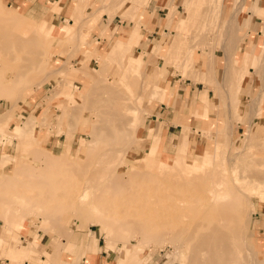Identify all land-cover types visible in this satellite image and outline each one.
Segmentation results:
<instances>
[{"label": "rangeland", "instance_id": "1", "mask_svg": "<svg viewBox=\"0 0 264 264\" xmlns=\"http://www.w3.org/2000/svg\"><path fill=\"white\" fill-rule=\"evenodd\" d=\"M48 1L0 0V20L2 14L12 19L21 16L23 21L10 28L12 35L17 34L19 43L0 42V102L14 109L28 98L35 105L33 111L28 108L25 116L17 114L14 119H10V112L7 116L6 112L2 113L0 133L12 132L14 124L28 122L31 115L36 117L35 135L33 131L31 138L28 135L25 138L28 140H23L25 149H18L20 140L9 136L7 143L12 145L11 152L4 146L0 159V228L2 224L9 231L8 239L12 240L10 246L5 240L0 253H5L12 262L17 260L15 264H52L49 256L41 252L63 246L61 260L55 264H78L80 257L88 253L87 243L91 239L98 242V252L103 254L99 264H194L193 247L200 239L199 234L214 225L229 236L238 264H264V131L260 137L252 134L251 127H255L257 119L250 121L252 114L261 115L264 84L259 81L254 93L245 98L231 84L237 75L230 67L233 62L244 65L252 54L254 65L245 66L243 79L254 72L260 80L264 76V0H215L218 8L210 6L211 0H185V3L175 0L172 4L181 3L178 9L174 5L176 15L171 19L169 7L164 20L170 32L158 38L145 35L153 0H126L131 10L129 17L122 15V9L117 7L112 19L102 14L97 29L82 39L73 36L62 44L57 37L63 33V24L55 31L49 15L57 1L51 5ZM193 3L197 10L192 23L195 38L190 29L180 31L183 24L190 28V9L186 6ZM196 3L205 7H197ZM98 4L99 0H90L87 10ZM214 7L221 12L215 26L210 14ZM11 18L5 17L0 25ZM42 21L48 24L42 27ZM232 26L236 30L235 42L234 36L227 40ZM119 37L131 45L129 54L122 59L123 64L129 67L135 56L142 61L144 70L137 83L129 79L130 71L119 69L116 58L99 55L98 50L111 47ZM32 38L36 40L31 42ZM165 42L176 44L177 49L157 83L171 89V83L179 78L183 84L189 80L198 87L211 88L209 96L205 86L198 91L192 105V113L203 117L206 135V142L196 145H201L203 152L195 160L194 148L188 149L190 153L184 149L185 156L179 158L178 152L165 142L160 123L153 120V108L161 101L170 103L173 94L169 90L157 91L156 84L148 88V83L145 84L149 76L145 68L149 63L158 72L163 70L160 67L165 57L160 51ZM242 43H245L243 59L233 60ZM60 54L66 58L61 59ZM206 54L208 58L203 64L210 68L203 67L201 75L195 74ZM18 68L20 73L12 75ZM10 77L17 81H9ZM213 77L215 85L204 80ZM32 87L31 91L20 93ZM208 102L210 115L214 117L208 116ZM102 117H108V122H103ZM183 119L185 115H180L175 121L184 122ZM96 125L101 128L91 131L96 140L92 150L84 155L78 149L84 139H90V128ZM183 126L184 138L177 142L179 151L190 132L188 121ZM258 126L264 130V123ZM146 129L151 130L147 136ZM47 132H50L48 136ZM53 142L57 145L53 146ZM161 142L165 153L162 158L157 155ZM43 146L63 164L66 159L74 160L77 169L72 174L75 175L63 179L60 176L63 166L59 162L47 166L39 158ZM5 153L18 154V164L10 161L4 165ZM137 155H142L138 164L134 162ZM99 158L103 162L99 174L105 175V181L95 182L86 201L75 202L84 192L86 181L91 182L94 174L90 170ZM44 166L53 176L39 180L36 189L35 175L43 174ZM82 167H86L83 173ZM221 179L224 183L219 185ZM31 189L41 192L29 203L25 200L32 198ZM45 191L52 193L46 199ZM216 191L227 194L222 198L225 201L212 199ZM18 195L24 202L16 198ZM232 201L233 205L229 204ZM6 207L11 209L7 212ZM137 222L142 224L137 226ZM90 229L92 235H89ZM192 231L196 234L189 238ZM218 257L216 262L225 264V258Z\"/></svg>", "mask_w": 264, "mask_h": 264}, {"label": "bare ground", "instance_id": "2", "mask_svg": "<svg viewBox=\"0 0 264 264\" xmlns=\"http://www.w3.org/2000/svg\"><path fill=\"white\" fill-rule=\"evenodd\" d=\"M89 1L90 0H70V3H69V16H70V20H72L71 22L68 20V19H66V21H65V23L63 24V26H62V31H63V33L61 34V35H58L59 37H57V35H56V37L58 38V43L59 44H62L63 42L65 43V41H67L69 38H71V37H73V36H75V37H77V39L78 38H80V39H82L83 37H85L88 33H89V31H91L92 29H97V21L101 18V15L102 14H108L109 16H110V18L112 19V17L114 16V14L116 13V8L117 7H119V9H122L121 10V14L122 15H124L125 17H129V15L131 14V10H130V7H128L127 6V4H126V0H99V4L95 7V8H91V10L90 11H88L87 10V6H88V3H89ZM136 1V0H135ZM259 1V0H258ZM60 2H61V0L58 2H56L55 4H53V6L50 8V10L51 9H54V10H59L60 9ZM138 2V1H137ZM136 2V3H137ZM258 4H259V2H258ZM264 4V3H263ZM135 5V4H134ZM133 6V5H132ZM262 6V5H261ZM261 6L260 5H258V7L259 8H261ZM169 7H171V15H172V17H171V19L176 15V7L174 6V4H172V2H171V4L169 5ZM137 8V7H136ZM258 9V8H257ZM133 10H135V9H133ZM138 10V9H137ZM134 13H135V11H134ZM148 13H151V11H148ZM136 14L137 13H135L134 15L136 16ZM223 14V13H222ZM7 15H8V13H7ZM141 15V14H140ZM139 15V16H140ZM149 17H150V14L148 15ZM2 14H1V20L0 21H2L3 19H5V17L7 18V19H9V18H11V16H9V17H7V16H5V17H3V19H2ZM130 17H134V16H130ZM186 18V17H185ZM171 19H169V20H171ZM23 21H22V17L21 16H15V18L13 17V19L11 18V20H6V21H4V22H1V25H0V42H6V41H8L9 43L10 42H12V43H19L17 40L18 39H16V37H17V34L16 35H12V33H10V28H12V27H14V26H16V25H19L20 23H22ZM46 24H48L46 21H42V23H41V26L43 27V26H45ZM56 27H55V31L58 29V25H55ZM233 30H231L230 31V33H234L236 30H235V28L232 26L231 27ZM230 28V29H231ZM13 29V28H12ZM43 29V28H42ZM53 30H54V28H52ZM51 29V30H52ZM52 30V31H53ZM76 33V34H78V35H71V34H73V33ZM229 33V32H228ZM178 36V35H177ZM195 35H193L192 37H194ZM232 36H234V35H228L227 36V40H231L232 39ZM196 37V36H195ZM194 37V38H195ZM35 38H37L38 39V37H35ZM35 38H32V40H31V42H33V40L35 39ZM54 38V37H53ZM52 38V39H53ZM177 38V37H176ZM236 37L234 36V42H235V39ZM28 39V38H27ZM205 39V38H204ZM36 40V39H35ZM175 40H177V39H175ZM17 41V42H16ZM54 41V40H53ZM174 41V40H173ZM29 42V41H28ZM176 42V41H175ZM232 44V43H231ZM243 44V43H242ZM231 46V45H230ZM239 49H237V54L235 53V55H233L232 56V59L234 60H236V58L237 59H243V52H244V48H245V43L243 44V45H239V47H238ZM176 44H167L166 42H165V44H164V47H163V49L160 51V53L165 57L164 59H165V61L163 62V65L160 67V69H163L162 71H159L158 72V70L159 69H157L152 63H149V65H147L146 66V68H145V70H147L148 71V79L146 80V82H145V84L146 83H148V85H147V88L148 87H150L151 85H153V84H156L157 85V87H156V89H157V91H159V92H162V93H164L166 90H168L167 88H166V86H164V88L162 87V86H160L158 83H157V79H158V77L160 76V74H162L163 73V71H164V69H165V67L167 66V64L170 62V61H173V58L175 57V52H176ZM131 50V45H129L127 42H124V41H122L121 39H120V37L119 38H117L115 41H114V44L111 46V47H106L103 51H101V50H98V52H99V55L100 56H108V55H111V56H113L114 58H116L115 60H117L119 63V69L120 70H126V71H130L129 72V75H128V77H129V79L132 81V83H137V82H139V81H141V75H142V72H143V68H142V61H141V59H139V57H137V56H135V57H133L132 59H131V62H130V65H129V67H126L124 64H123V62H122V59H123V57L125 56V55H128L129 53V51ZM264 50V49H263ZM203 52H205V51H203ZM208 58V56H207V54L205 55V57L201 60V63H200V66L198 67H196V70L194 71L195 72V74L197 73L198 75H201L203 72H204V70H205V68H203V67H207V68H210L207 64H203V62L206 60ZM216 57L214 56V59H215ZM225 58H226V56H225ZM103 60H104V57L102 58ZM105 59H107L106 57H105ZM111 59V58H110ZM108 60V59H107ZM106 60V61H107ZM213 60V59H212ZM149 62H150V60H149ZM126 64V63H125ZM198 64V63H197ZM213 64V66H215L216 65V63L215 62H213L212 63ZM211 64V65H212ZM189 65V64H188ZM187 65V66H188ZM250 65H254V60H253V55L252 54H250V56H249V58H248V60L246 61V63L244 64V65H241V66H237L236 65V63H231L230 64V67H231V69L234 71V73L237 75V78H232L231 80H232V83L231 84H233L234 83V88H235V92H239V89H240V87H241V82H242V80H243V75H244V72H245V66H250ZM181 67H184L183 65H180ZM202 68V71H199L200 69ZM191 69H189V71H190ZM194 70V69H193ZM60 71V70H59ZM58 70H57V72H59ZM97 71V70H96ZM112 71V70H111ZM188 71V72H189ZM208 71V69L206 70V72ZM61 72V71H60ZM182 72V71H181ZM187 72V73H188ZM20 73V68H18L15 72H13L12 73V75H18ZM11 76V75H10ZM14 77V76H13ZM10 79H11V81H14V83L17 81H15V78H9V81H10ZM206 82H212L214 85H215V83H214V80H215V77H213L212 79H204ZM203 80V81H204ZM143 81V80H142ZM38 84V83H37ZM132 85V84H131ZM217 85V84H216ZM227 85V84H226ZM136 86V85H135ZM135 86H132V87H135ZM15 87V86H14ZM161 88H163V89H161ZM205 88H206V85H205ZM31 89H33V87L32 88H28V89H24V90H22L20 93H25V92H29V91H31ZM207 90H208V87L206 88ZM211 89V88H210ZM263 90H264V88H262ZM108 90V89H107ZM156 91V92H157ZM218 91V90H217ZM19 93V94H20ZM9 94V93H8ZM235 95V94H234ZM237 95H238V93H237ZM260 95V94H259ZM8 96V95H7ZM3 97V96H2ZM234 97V96H233ZM67 98L68 99H70L71 98V96L69 97V96H67ZM232 98V97H231ZM236 99H237V96H236ZM238 101V100H237ZM260 101V100H259ZM231 102H233L232 101V99H231ZM230 102V104H233V103H231ZM235 102H236V100H235ZM221 103V102H220ZM219 103V104H220ZM257 104V103H256ZM207 105L210 107V102H208L207 103ZM142 108V107H141ZM216 108H219L218 107V102H216ZM230 108V107H229ZM238 108H239V106H238ZM145 110H146V108H144ZM135 110V109H134ZM209 110V109H208ZM235 111H236V109H235ZM138 112H140L139 111V109H138ZM7 113V114H6ZM6 113H5V116H7V115H9V111L7 110L6 111ZM141 113V112H140ZM219 113V112H218ZM140 115V114H139ZM4 116V117H5ZM188 117H189V115H185V119H183L184 120V122H187L188 121ZM103 118V117H102ZM238 118V117H237ZM104 120H103V122H108V117H104L103 118ZM35 121H36V117L35 116H33V115H31V116H29V119H28V122H24V124H14L13 125V128H12V132H2V133H0V143L1 144H6L7 143V140H8V137L9 136H11V137H14V138H17V139H19L20 140V147L18 148V149H25V148H22L23 147V140L25 139V138H27L28 137V135H30L35 129H36V126H35ZM262 123H260V125H261ZM102 125H105V124H102ZM183 125V124H182ZM189 125V124H188ZM185 126V125H184ZM183 126V128H184V130H185V127ZM101 127H99V125H96V126H94L93 128H90V132H89V136H90V139H84V142H83V144H82V146L78 149V150H80V151H82V152H85V154L84 155H86V152H89V151H91L92 150V148H93V145H92V143H94L95 142V140H96V136L95 135H93V134H91L92 132H94V131H96V130H98V129H100ZM186 128H188L187 126H186ZM223 128V127H222ZM251 130H252V134H254V135H258L259 137H260V133L261 132H263V129H262V126L260 127V126H258V123L257 124H255V127H251ZM92 131V132H91ZM150 129H146V132H145V136H147V135H149L150 134ZM211 134V133H210ZM32 136H33V134H31ZM30 135V138L32 137ZM34 135H35V131H34ZM142 135V134H141ZM142 137H143V135H142ZM261 137H262V135H261ZM146 138H148V137H146ZM217 138V137H216ZM25 140H28V139H25ZM29 142H30V140H29ZM26 144V143H25ZM2 146V145H1ZM162 146H163V144H162V142L160 143V148L158 149V154L157 155H159L160 157H161V155H163V156H165V153H164V151H163V149H162ZM148 148V147H147ZM40 149V148H39ZM127 150V149H126ZM39 152V151H38ZM41 154H40V156H39V158H41L44 162H45V164H47V166H48V164H55V163H58L59 162V164H60V166L62 167V169L60 170V176H61V178H63V179H65V178H67V177H71L72 178V176L73 175H75L74 174V172H73V174H72V170L73 169H77L76 168V162L73 160V161H71L70 162V160L69 161H67V159L65 160V164H63V162L61 161V160H57V157H56V155L55 156H52V154L50 153V151L47 149V147H45V146H43V148L41 149ZM79 152V151H78ZM178 153V156H179V158L183 155V156H185V154H183V153H185L184 152V149L183 148H181L180 149V151L178 150L177 151ZM20 153V152H19ZM109 153H111V152H109ZM108 153V154H109ZM83 154V153H82ZM16 155V154H15ZM14 154H10V153H5L4 154V157H3V162H4V165L5 164H7L8 162H10V161H15L16 162V164H18V162H19V155L17 154V156H15ZM54 155V154H53ZM120 155V154H119ZM107 156V154L106 155H104V157H106ZM156 156V155H155ZM101 157H103V156H101ZM215 157V156H214ZM141 158H142V155H137V156H134V162H139V161H141ZM162 158V157H161ZM76 159V158H75ZM187 159V158H186ZM63 161H64V159H62ZM105 159L103 158V161H104ZM185 160V159H184ZM68 162V163H67ZM103 162H102V159L101 158H99V159H97V160H95V164H93V167H92V170H90V172L91 171H93L92 173L94 174V176L91 178V182H88V180L86 181L87 182V185H85L86 187L84 188V192H82L78 197H77V199H78V201H75V202H79V200L81 201V200H83V201H86L88 198V196H89V194H90V192H91V190H93L94 189V187H95V182H103V181H105L104 179H103V177H105V175H100L99 174V172H100V170L102 169V167H101V164H102ZM78 164V163H77ZM138 164V163H137ZM133 166H134V164H132ZM131 165V166H132ZM193 165H195L194 163H193ZM192 165V166H193ZM136 166V165H135ZM2 168V167H1ZM50 168V167H49ZM86 167H82V173H83V171H84V169H85ZM135 168V167H134ZM78 169H81V167L80 168H78ZM43 170V169H42ZM59 170V169H58ZM44 173L43 174H38V175H35L36 176V189H38V186L40 185V181L39 180H43L45 177L46 178H51L52 176H53V173H52V171H48V169H45V166H44ZM69 173H70V175H69ZM91 175V174H90ZM90 175H89V177H90ZM223 179V178H222ZM221 179V180H222ZM215 181H217V180H215ZM223 181V180H222ZM219 182V185H220V183H224V181L223 182ZM216 184V183H215ZM222 186V185H221ZM227 186V185H226ZM225 187V186H224ZM223 187V188H224ZM47 188V187H46ZM222 188V187H221ZM90 190V191H89ZM31 192V197L32 198H30V200L28 199V200H25L24 198H21V196H16V198L19 200H21L22 202H24V200L26 201V202H29V203H31V201H33L34 202V200L35 199H37V197H35V196H37V193H40L41 191H35L34 189H31L30 190ZM218 191H216V192H214V194H213V196H212V199L214 200V201H217V198H221L220 199V201L221 200H223V201H225L224 199H222V198H224V197H226L227 196V194H221V193H217ZM221 192V191H220ZM225 192V191H224ZM228 193H230V191L228 192ZM35 194V195H34ZM51 191H45L44 192V198L46 199V196L47 197H50L51 196ZM231 195V194H230ZM233 196V195H232ZM228 198V197H227ZM226 198V199H227ZM27 199V198H26ZM42 200H44V199H42ZM229 200V199H228ZM228 200H226V201H228ZM19 202V201H18ZM32 202V203H33ZM181 202V201H180ZM177 203H179V200L177 201ZM217 203H219V202H217ZM222 203H224V202H222ZM94 204V203H93ZM185 204V203H184ZM220 204V203H219ZM224 204H226V203H224ZM229 204H232L233 205V201H232V203H230L229 202ZM229 204H226V205H229ZM250 204H251V206H254V203H251L250 202ZM94 205H96V204H94ZM94 205H92V206H94ZM221 205H223V204H221ZM39 206H43V204H39ZM97 206V205H96ZM183 207H184V205H183ZM222 207V206H221ZM230 207V206H229ZM94 208V207H93ZM11 208L10 207H6L4 210H7V212L10 210ZM59 209V208H58ZM96 210V209H95ZM97 211V210H96ZM182 211V210H181ZM98 213V212H97ZM1 214V213H0ZM100 214V213H99ZM222 217H223V215H222ZM247 217V216H246ZM1 218V217H0ZM22 218V217H21ZM221 218V217H220ZM222 219V218H221ZM220 220V219H219ZM119 221V220H118ZM221 221V220H220ZM21 222H22V220H21ZM218 223H220V222H218ZM137 226H139V225H141L142 224V222H137V223H135ZM145 224H147V223H145ZM221 224V223H220ZM221 227V226H220ZM236 228V227H235ZM242 228V227H241ZM235 231H237V229L235 230ZM196 232H197V229H196ZM238 232H240V234H241V232H242V230L240 231H238ZM244 232V231H243ZM92 233V230L90 229L89 230V235H92L91 234ZM196 233H194V231H192V233L191 234H189V238H190V236H194ZM235 234H237V233H235ZM200 235V239H199V241L194 245V247H193V261H194V264H218L216 261H217V259L219 258L218 257V255H220V256H222L223 258H225L224 259V263L225 264H238V258H237V256H235V249L232 247V245H230V241L228 240L229 238V236L227 235V234H225V233H222V232H220L219 231V229H218V226H212V227H210V230L209 231H205V232H202V233H200L199 234ZM231 237H232V235H231ZM26 240V239H25ZM231 241H232V239H230ZM36 241V240H35ZM244 242H245V240H244ZM5 243V240L4 239H0V248H1V246L3 245ZM31 244V246L33 245L32 243H30ZM63 246H59L58 248H57V250L49 257V259H50V261H51V263L52 264H55V262H56V260H61V253H62V251H63ZM250 254V253H249ZM48 255V254H47ZM128 256H129V253H128V255H127V258H128ZM16 261L17 260H13V262H12V264H15L16 263Z\"/></svg>", "mask_w": 264, "mask_h": 264}, {"label": "crops", "instance_id": "3", "mask_svg": "<svg viewBox=\"0 0 264 264\" xmlns=\"http://www.w3.org/2000/svg\"><path fill=\"white\" fill-rule=\"evenodd\" d=\"M55 1L59 2L60 0H53V1L49 0L47 4L51 5ZM171 2L173 3L175 2V0H153V3L149 8V10L151 11V16L148 22L149 27L147 30H145V35L153 36L152 38H158L161 35L170 32V28L164 25L165 24L164 20L168 16L169 5L171 4ZM180 2L185 3V0H180ZM69 3L70 1L61 0L60 9L57 11L55 10L51 11L49 13V15H51L50 20L53 24L60 26L65 23L66 19H68L70 22L72 21L70 20V16H69ZM181 3H178V4L174 3V5L178 9ZM196 5L197 7L199 6L198 3H196ZM203 5H200V6L205 7ZM212 5L213 6L215 5L217 8L219 7V5L217 4L215 0H211L210 6ZM186 8L190 9V19H189L190 28H188L186 25L183 24V25H180V31H183V30L188 31V29H190V33L195 35L196 32L192 29V23L196 17L197 10H196V7L194 6V3L190 4L189 6H186ZM218 12L219 11H217V9L214 7V10L212 11V13H210L212 25L217 23L216 19L218 18V15L221 14V12L220 13ZM250 22L248 24L249 27H250ZM199 28L201 29V27ZM256 29L257 27L255 28V30ZM231 30L233 29L232 28L229 29L228 31L229 33H227V35L234 34V33H230ZM252 30H254V28H252ZM178 34H181V33L178 32ZM252 34H253V31H252ZM177 51L178 53H180V51L182 50L179 48ZM60 57H62L61 59L64 60L66 58V55L60 54ZM249 67H252V66L250 65ZM251 71L253 72V70ZM178 80L179 78L174 79V81L171 83L172 84L171 89L169 87H166L171 93H173L171 95L170 103H167L164 101L159 102L158 105H156L153 108L154 113L152 114V116H153V120L155 121L157 120L162 127L165 142L169 143V147L174 148L176 152L178 151L177 149L178 143L184 138V135L182 136V133H181V131L183 132L184 130V128H182L183 127L182 124L184 122L182 120L177 122L175 121V119L179 117L180 115H189L188 124H189L190 132H189V135L186 136L184 141L182 142L181 148L187 150L188 153H190V150H188L189 148H194V153L192 154L193 155L192 157H193V160H195L197 159V155L200 153L202 154L203 152L200 148L201 145L200 146H196V145L203 144L204 142H206V138H205L206 135L203 131V126H204L203 117L199 113H196V114L192 113V105H193L196 93L200 91L201 89H203L205 85H202V87H198L197 85H195L193 82L189 80L185 81L184 84L183 82H179ZM259 81L260 82L263 81L262 83L264 84V76L260 80L258 75L255 72L251 76H246L242 80L240 91L241 93L244 94L245 98L247 97V95L254 93V90L257 89V85ZM175 86L177 87L175 88ZM209 90L210 88H208V96H209ZM4 104L5 103H3L2 101L0 102V119L2 118V113H5L7 110L11 113L10 119H14L15 117H17V114H19L20 116H25L23 115L24 111H27L28 108H29V111H33L35 107V105H32L34 103H32V101L28 98L24 99L21 102L20 106L14 109H11L10 105L3 106ZM210 109L211 107L209 108V110ZM209 110H208V116L214 117L210 115L211 113ZM260 113H261L260 116H257L256 113L252 114L250 121L252 122L254 119H257L256 123H264V106L261 108ZM48 134H50V132L49 133L47 132V136ZM57 141H59L57 143H60V139H57ZM57 143L55 144V142H53L52 145L55 146L57 145ZM4 146H6L8 152H11L12 145L10 146L9 142L6 144L0 143V159L2 157ZM8 234H9V231L7 229L4 230L3 225L1 224L0 239L6 240L8 246H10L12 243V240L8 239ZM29 234L30 233L27 232L26 236H28ZM57 248L58 246L52 247L51 250L45 249L41 253L48 254V256L50 257L57 250ZM69 248H70L69 246H65L66 250H70ZM99 249L100 248H99V244L97 241H91V239H88V243H87L88 253L80 257L78 264H99L103 256L102 251L98 252ZM0 254L6 256V257H3L0 255V264H6L7 260H8V264L12 263L11 259L5 253H0Z\"/></svg>", "mask_w": 264, "mask_h": 264}]
</instances>
